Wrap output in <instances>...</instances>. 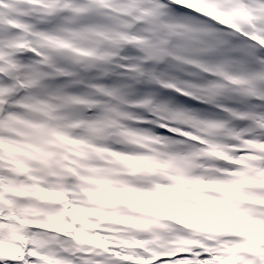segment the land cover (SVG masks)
<instances>
[{
    "label": "snow or ice",
    "instance_id": "1",
    "mask_svg": "<svg viewBox=\"0 0 264 264\" xmlns=\"http://www.w3.org/2000/svg\"><path fill=\"white\" fill-rule=\"evenodd\" d=\"M0 264H264V0H0Z\"/></svg>",
    "mask_w": 264,
    "mask_h": 264
}]
</instances>
